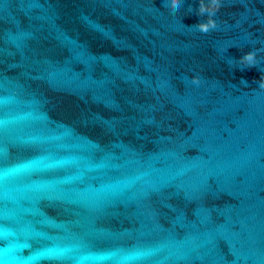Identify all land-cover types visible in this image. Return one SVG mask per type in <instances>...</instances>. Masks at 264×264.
<instances>
[{
	"label": "water",
	"instance_id": "95a60500",
	"mask_svg": "<svg viewBox=\"0 0 264 264\" xmlns=\"http://www.w3.org/2000/svg\"><path fill=\"white\" fill-rule=\"evenodd\" d=\"M220 3L0 0V264H264V0Z\"/></svg>",
	"mask_w": 264,
	"mask_h": 264
},
{
	"label": "clouds",
	"instance_id": "9594fccd",
	"mask_svg": "<svg viewBox=\"0 0 264 264\" xmlns=\"http://www.w3.org/2000/svg\"><path fill=\"white\" fill-rule=\"evenodd\" d=\"M182 0H167L166 6L171 9L173 12H176L181 7ZM221 6L220 0H208V2H205V0H200V8H199V14L201 16L207 14V20L204 22H201L195 27L199 29L202 33H208L210 30L214 29L216 27V21L213 18L216 11L219 10ZM256 57L257 52L256 51H249L245 53L240 58V63H242L245 66L252 67L255 66L256 63ZM245 85H247V82L244 80H241ZM192 82L194 84L200 83V78L198 76L192 77ZM259 87L264 88V77L261 78L259 82Z\"/></svg>",
	"mask_w": 264,
	"mask_h": 264
}]
</instances>
